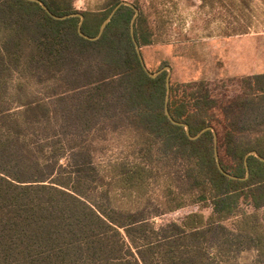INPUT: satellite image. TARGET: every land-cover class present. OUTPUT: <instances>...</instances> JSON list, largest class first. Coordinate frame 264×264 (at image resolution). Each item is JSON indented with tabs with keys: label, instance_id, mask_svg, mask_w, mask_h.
<instances>
[{
	"label": "trees",
	"instance_id": "trees-1",
	"mask_svg": "<svg viewBox=\"0 0 264 264\" xmlns=\"http://www.w3.org/2000/svg\"><path fill=\"white\" fill-rule=\"evenodd\" d=\"M42 1L95 37L123 0ZM132 3L141 50L195 40L171 29L177 0ZM200 8L219 36L252 28L248 0ZM135 14L122 5L93 40L80 16L0 0V264H264V161L250 154L241 179L249 152L264 157V73L226 99L171 79L172 117L192 135L215 127L231 178L213 130L192 139L167 116L168 71L145 70Z\"/></svg>",
	"mask_w": 264,
	"mask_h": 264
},
{
	"label": "rangeland",
	"instance_id": "rangeland-1",
	"mask_svg": "<svg viewBox=\"0 0 264 264\" xmlns=\"http://www.w3.org/2000/svg\"><path fill=\"white\" fill-rule=\"evenodd\" d=\"M132 2L133 0H128ZM145 1V0H142ZM252 28L249 33L222 37L217 35L220 22L203 26L200 8L202 0H177L174 7L175 33L183 31L194 41H175L142 47L148 68L152 72L162 66H171L174 82H188L205 78L221 99L240 93V79L256 73H264V0H248ZM95 0H75L76 7L86 10ZM177 36V35H176ZM186 211H177L154 218L157 224L179 219ZM205 212L208 214L209 210Z\"/></svg>",
	"mask_w": 264,
	"mask_h": 264
},
{
	"label": "water",
	"instance_id": "water-1",
	"mask_svg": "<svg viewBox=\"0 0 264 264\" xmlns=\"http://www.w3.org/2000/svg\"><path fill=\"white\" fill-rule=\"evenodd\" d=\"M33 1H37L39 3H41V5L52 15L54 16L55 18L57 19H64V18H67L69 16H74V15H77V16H80L81 17V22H80V25H79V32L81 35L85 36L86 38H90V39H98L104 32L105 28H106V25L108 24V22L111 20V18L114 16V14L116 13V11L122 6V5H130L132 6L134 9H135V16L133 17L132 19V24H131V33H132V37H133V41L135 43V46H136V49H137V52L139 54V57L141 59V62L145 68V70L153 77L159 75L160 73H162L163 71H168V75H167V82H166V85H167V96H166V102H165V111H166V114L167 116L169 117V119L173 122V123H177V124H181V125H184L185 128H186V131H187V134L190 138L192 139H196L198 137H200L205 131L211 129L213 130L214 134H215V143H216V156H217V162H218V165L221 169L222 172H224L225 174H227L228 176H230L231 178H238L236 176H234L233 174H230L228 173L227 171H225V169L222 167L221 163H220V158H219V153H218V133L216 132V129L214 126H207L205 128H203L198 134L196 135H192L191 132H190V126L187 124V123H184V122H178L176 121L172 115H171V112H170V109H169V100H170V92H171V66L170 65H166L164 67H162L161 69H159L158 71L156 72H152L146 62H145V59H144V56H143V53H142V50H141V46L140 44L138 43L137 39H136V36H135V27H134V24H135V20H136V17L138 16L139 14V9L130 1L128 0H123L121 1L119 4H117V6H115V8L112 10V12L110 13V15L107 17V19L103 22L101 28H100V32L97 36L95 37H90L88 35H86L83 31H82V24H83V21H84V15L82 13H73V14H68V15H64V16H59V15H55L50 9L49 7L42 1V0H33ZM256 154L261 160L264 161V157L259 155L257 151H252V152H249L247 155H246V158H245V164H246V167H247V173H246V176L245 177H242L241 179H248L250 177V168H249V164H248V161H247V158L250 154Z\"/></svg>",
	"mask_w": 264,
	"mask_h": 264
}]
</instances>
